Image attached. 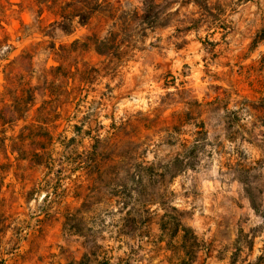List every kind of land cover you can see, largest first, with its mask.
Returning a JSON list of instances; mask_svg holds the SVG:
<instances>
[{
    "label": "rangeland",
    "instance_id": "rangeland-1",
    "mask_svg": "<svg viewBox=\"0 0 264 264\" xmlns=\"http://www.w3.org/2000/svg\"><path fill=\"white\" fill-rule=\"evenodd\" d=\"M201 2L0 0V264H264V0Z\"/></svg>",
    "mask_w": 264,
    "mask_h": 264
},
{
    "label": "trees",
    "instance_id": "trees-1",
    "mask_svg": "<svg viewBox=\"0 0 264 264\" xmlns=\"http://www.w3.org/2000/svg\"><path fill=\"white\" fill-rule=\"evenodd\" d=\"M193 3L196 4H201V0H190ZM81 4V3H80ZM102 4V0H95V5L94 8L90 7V4H86L87 6H83L82 4V13H86V14H76V15H71V14H60V17L62 18V29L65 33H69L72 32L73 30V19L74 18H78L79 19V24L81 25H86L87 22L90 19V15L96 11V8L99 7ZM146 4V2H145ZM67 5V4H65ZM64 9V7L62 8V10ZM86 11V12H85ZM27 107V106H26ZM26 107L24 106V110L22 112L21 115H23L26 112ZM22 117V116H20ZM201 128H204V124H201ZM206 133L204 132V135ZM205 141H207L206 137H203V135L201 137H197L195 138L191 143L190 146L187 147V150H185V155L183 154L182 156H179L177 158H175L172 162V164L167 167L166 169V175L169 178H172L175 174H180L185 172L188 169H192L195 167V163L191 162L192 159H196L197 157H199L200 151H201V147L203 146V144L205 143ZM188 143V142H187ZM245 191L250 199L251 205L253 207V209L259 213L263 219V223H264V211L261 210L259 208V205L257 203V198L255 197V194L252 191V188H250V186L248 185H244ZM174 213H171L169 211H167V213L163 216V218H167V221L162 224V229L163 231H168L170 232V240L173 242L175 241V239L179 236L181 231L186 232L187 230L183 227L181 220H180V216L179 214H177V209L174 208ZM93 259H97V256L95 254V252H90V253H84L83 257L81 258L80 261L76 262V264H90ZM99 264H111L109 259L103 260V262H99Z\"/></svg>",
    "mask_w": 264,
    "mask_h": 264
}]
</instances>
